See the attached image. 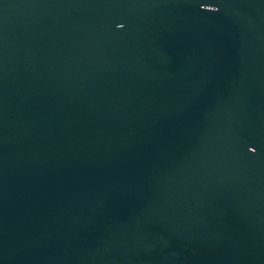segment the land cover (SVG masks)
Masks as SVG:
<instances>
[{"label":"water","instance_id":"1","mask_svg":"<svg viewBox=\"0 0 264 264\" xmlns=\"http://www.w3.org/2000/svg\"><path fill=\"white\" fill-rule=\"evenodd\" d=\"M0 264H264V0H0Z\"/></svg>","mask_w":264,"mask_h":264}]
</instances>
